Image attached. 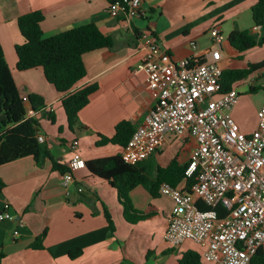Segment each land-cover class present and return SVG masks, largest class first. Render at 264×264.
<instances>
[{"label":"crops","instance_id":"obj_1","mask_svg":"<svg viewBox=\"0 0 264 264\" xmlns=\"http://www.w3.org/2000/svg\"><path fill=\"white\" fill-rule=\"evenodd\" d=\"M255 2L141 0L143 15L125 19L109 15L110 0H0V45L4 59L20 96L37 95L43 99L45 108L34 114L39 123L37 136L43 137L41 144L52 158L45 159L41 166L32 157L0 166V208L7 202L15 217L14 221L0 222V264H178L187 251L198 252L190 241L178 247L164 241L167 218L174 204L158 191L159 184L165 181L159 182L155 195L148 190L158 180V169L167 168L174 158L178 166L186 165L195 147L192 138L168 136L156 153L136 165L145 180L128 193L135 214L144 216L135 223L126 221L117 191L107 181L79 168L72 171L73 181L64 188L62 174L52 169V162L67 167L74 140L78 141L85 163L119 156L122 146H99V136L112 137L122 121L135 128L142 124L153 106L145 74L138 70L142 58L138 39L142 31L158 40L174 60H181L203 56L213 45L210 31L217 27L224 37L217 59L223 70L246 69L248 64L264 60V45L239 52L228 41L233 31L260 34L251 15ZM31 12L43 15L41 29L45 38L93 22L112 40L111 48L97 49L82 57L86 76L75 89L90 84H97L98 89L79 111L72 129L61 105L65 94L58 93L47 82L42 69H16L15 47L23 42L17 19ZM256 48L259 52L248 55ZM261 84L264 87V68L231 85L240 95L232 116L245 134L255 129L257 112L264 104V89L259 94L251 92ZM240 86H246L248 93L257 94L258 98L243 97L246 91H239ZM42 112L53 115L55 121ZM243 117L250 120L249 129L244 128ZM175 187L185 190L186 181L182 179ZM19 219L23 221L20 227L16 221ZM14 230H18L17 237L13 236ZM42 235L41 248H32ZM75 249L81 253L71 259L68 254Z\"/></svg>","mask_w":264,"mask_h":264},{"label":"built area","instance_id":"obj_2","mask_svg":"<svg viewBox=\"0 0 264 264\" xmlns=\"http://www.w3.org/2000/svg\"><path fill=\"white\" fill-rule=\"evenodd\" d=\"M111 17L131 19L143 15L141 0H113ZM260 32V27H255ZM212 47L201 57L174 60L149 32L139 34L142 51L138 70L145 74L153 106L122 147L121 159L135 166L156 153L167 137L188 136L195 141L185 179L194 178L189 191L167 182L158 191L173 201L164 241L178 247L186 241L198 247L201 258L213 264H249L264 246V104L257 112L256 127L243 133L232 116L239 100L235 88L223 91V68L217 62L224 37L212 28ZM27 105L26 116L34 114ZM38 142L44 141L37 136ZM69 172L62 175L67 188L72 171L85 168L78 141L70 144ZM202 203L207 210H200ZM225 212L219 217V209ZM10 205L3 202L0 222L14 221ZM22 226V220H16ZM19 235L18 230L13 236Z\"/></svg>","mask_w":264,"mask_h":264},{"label":"trees","instance_id":"obj_3","mask_svg":"<svg viewBox=\"0 0 264 264\" xmlns=\"http://www.w3.org/2000/svg\"><path fill=\"white\" fill-rule=\"evenodd\" d=\"M112 1L110 0V3ZM251 15L253 24L260 27L259 35L233 31L228 36L230 45L239 52L264 45V0H256L251 7ZM42 21L43 15L40 12H31L17 19L23 42L15 47L16 69L18 71L42 69L47 82L52 84L58 93L65 94L61 99V105L65 111L68 126L72 129L79 111L89 103L91 94L98 89L97 84L75 89L77 83L86 76L82 57L97 49L111 48L112 40L104 35L93 22L45 38L41 29ZM261 68H264V60L248 64L246 69L223 70L221 77L223 91H228L233 83L245 79ZM256 90V88L251 89V92ZM27 101L34 114L45 108L40 96L30 95ZM26 109L27 105L17 90L0 45V166L24 157H32L38 166H41L45 159H52L47 148L37 140L38 120L34 114L27 117ZM42 114L52 122L55 121L53 115L45 114V112ZM135 129L129 122L122 121L115 127L112 137L99 136L97 145L112 144L123 147ZM85 168L92 175L107 181L111 187L116 189L126 221L135 223L143 219V215L135 214L128 200V193L145 180L136 165L125 164L119 155L88 161L85 163ZM185 168L186 165L178 166L174 158L167 168L158 169V180L148 187L149 192L155 195V189L161 181L176 186L182 179L186 181L185 190L189 191L195 180L194 178L185 179ZM52 169L62 175L69 172L67 167L57 162H52ZM1 188L0 183V191ZM198 207L200 210L208 209L202 203H199ZM218 212L219 217L225 215L222 208ZM105 216L112 230L108 214L105 213ZM43 237L42 235L32 245V248L40 249ZM80 253V249H75L68 255L71 259H75ZM2 259L3 255L0 254V263ZM200 259L199 252L187 251L182 255L178 264H200ZM249 264H264V246L255 251Z\"/></svg>","mask_w":264,"mask_h":264},{"label":"rangeland","instance_id":"obj_4","mask_svg":"<svg viewBox=\"0 0 264 264\" xmlns=\"http://www.w3.org/2000/svg\"><path fill=\"white\" fill-rule=\"evenodd\" d=\"M204 45H207V43L204 44ZM258 49H259V48H256V49H253V50L249 51V52H248V55H253V54L259 52ZM254 52H255V53H254ZM235 86H238V85H235ZM238 89H239V91H243V90L246 91V93H243V94H242L243 97H247V96H249L250 98L257 99L258 96H259V95H257V94H256V95H254V94H249V93H248V89H247L246 86H240ZM263 89H264L263 84H261V86H259V87L257 88L256 93L259 94V93L263 92ZM246 116H247V114L245 113V114H244V117H246ZM244 117H243V118H244ZM243 121H244V125H245L244 128H245V129H249V128L251 127L250 120H248L247 118H244ZM241 122H242V121H241ZM252 132H253V131H252ZM201 262H202V264H213V263L208 262V261H205V260H203V259H201Z\"/></svg>","mask_w":264,"mask_h":264}]
</instances>
